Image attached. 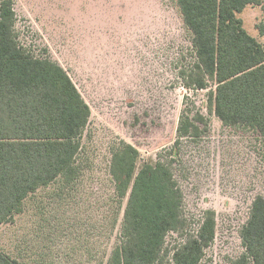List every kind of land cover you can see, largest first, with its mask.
I'll use <instances>...</instances> for the list:
<instances>
[{"label": "rangeland", "instance_id": "1", "mask_svg": "<svg viewBox=\"0 0 264 264\" xmlns=\"http://www.w3.org/2000/svg\"><path fill=\"white\" fill-rule=\"evenodd\" d=\"M259 1L236 17L264 44L255 28L264 17ZM13 2L19 44L65 70L90 116L75 178L30 195L0 227V252L21 264H106L126 203L114 192L111 150L124 142L138 152L137 169L163 160L181 191L185 227L166 237L165 249L195 234L212 211L215 237L201 264L241 256L240 230L253 200L264 198V143L252 130L223 126L208 109L212 87L194 84L192 35L175 1ZM183 116L199 125L198 136H178Z\"/></svg>", "mask_w": 264, "mask_h": 264}, {"label": "trees", "instance_id": "2", "mask_svg": "<svg viewBox=\"0 0 264 264\" xmlns=\"http://www.w3.org/2000/svg\"><path fill=\"white\" fill-rule=\"evenodd\" d=\"M191 33L194 84L208 93V109L226 127L256 132L264 143V45L236 17L259 0H174ZM264 12V7H262ZM264 36V17L255 25ZM90 110L65 70L27 52L15 33L13 0H0V227L23 211L24 201L60 178L76 176L80 140ZM199 118L197 122H202ZM180 138L200 127L180 118ZM138 152L119 142L109 174L126 198L118 243L106 264H201L215 237L212 211L197 232L170 251V233L185 227L181 191L163 160L137 169ZM244 252L231 264H264V198L257 196L240 230ZM0 264H21L0 252Z\"/></svg>", "mask_w": 264, "mask_h": 264}, {"label": "crops", "instance_id": "3", "mask_svg": "<svg viewBox=\"0 0 264 264\" xmlns=\"http://www.w3.org/2000/svg\"><path fill=\"white\" fill-rule=\"evenodd\" d=\"M257 41H259V40H257ZM260 42V41H259ZM262 43V42H261ZM263 44V43H262ZM264 45V44H263Z\"/></svg>", "mask_w": 264, "mask_h": 264}]
</instances>
